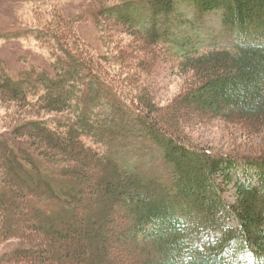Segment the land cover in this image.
<instances>
[{"label": "trees", "instance_id": "1", "mask_svg": "<svg viewBox=\"0 0 264 264\" xmlns=\"http://www.w3.org/2000/svg\"><path fill=\"white\" fill-rule=\"evenodd\" d=\"M116 1L98 15L136 39L111 55L134 77L113 78L109 56L71 20L46 32L57 42L51 64L18 78L0 61L10 121L0 135V247L12 245L0 264H126L119 250L130 264H264V145L217 151L193 135L219 121L237 129L233 141L264 135V0ZM183 2L221 11L236 48H186L178 33L194 19ZM162 42L176 48L172 70L186 83L169 106L142 75ZM140 52L148 56L133 64ZM128 139L152 142L169 178L132 162L121 150Z\"/></svg>", "mask_w": 264, "mask_h": 264}, {"label": "rangeland", "instance_id": "2", "mask_svg": "<svg viewBox=\"0 0 264 264\" xmlns=\"http://www.w3.org/2000/svg\"><path fill=\"white\" fill-rule=\"evenodd\" d=\"M116 2V0H0V61H5L11 73L18 78L26 71L51 64L53 57L51 51L57 42L52 38L53 36H49L46 32L51 30L50 26L57 28L66 20L67 22L71 20L75 24L73 28L79 32L81 37L85 38L97 55L109 56V65L114 69L113 78H116L118 74L121 75L123 81L134 77L136 71L130 68L119 70L120 65L111 60V55L117 53V48L121 46L124 48V45L128 43L133 44L136 39L125 32V29L121 31L124 28L121 25H115L109 29L107 16L100 17L98 15L106 5ZM182 6L188 16L194 19L190 34L183 35L181 29L179 33L177 32L178 37L187 43L186 48L204 49L216 46L236 48L237 33L224 25L221 11L201 15L186 2H183ZM149 17L150 12L143 3L138 18L144 22ZM107 36L108 38H106ZM157 49L159 58L147 62L152 66L150 70L136 59L139 56L147 57L148 55H145L147 53L140 52L131 57L135 62L133 64L143 66L146 72L143 71L142 75L145 79L150 80L151 83L156 81L155 87L158 91L160 105L169 106L183 91L186 85L185 75L172 70V65L177 60V50L173 45L169 42H162L159 43ZM132 88L124 89V92L130 93ZM8 115L9 110L4 106L0 93V135L8 131L10 123ZM229 131L236 132L237 129L231 127ZM229 131L226 130L225 124L219 121L212 129L207 127L195 131L193 133L194 141L214 147L217 151H233L238 146L240 151L246 152V154L256 153L264 145V135L248 139L249 136L241 132L240 137L236 133L237 139L233 141ZM91 141H94L93 138ZM91 143L89 142V144ZM103 150V153L108 152L106 148ZM121 150L132 162L137 163L151 174L167 173L169 178L170 167L152 142L144 139L135 141L128 139L127 142L121 144ZM102 158L105 161L104 157ZM242 175V171L237 173L235 183ZM235 183L227 194L232 201L237 199ZM10 248L12 245H2L0 257ZM114 256L126 264L133 263L134 260L132 255H127L122 250L115 251Z\"/></svg>", "mask_w": 264, "mask_h": 264}]
</instances>
